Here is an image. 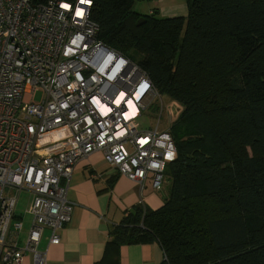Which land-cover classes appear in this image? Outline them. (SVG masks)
I'll return each mask as SVG.
<instances>
[{
  "label": "trees",
  "instance_id": "obj_1",
  "mask_svg": "<svg viewBox=\"0 0 264 264\" xmlns=\"http://www.w3.org/2000/svg\"><path fill=\"white\" fill-rule=\"evenodd\" d=\"M91 1L98 40L182 106L163 206L113 227L103 264L150 243L167 264H264V0H185L186 17L165 20Z\"/></svg>",
  "mask_w": 264,
  "mask_h": 264
},
{
  "label": "built area",
  "instance_id": "obj_2",
  "mask_svg": "<svg viewBox=\"0 0 264 264\" xmlns=\"http://www.w3.org/2000/svg\"><path fill=\"white\" fill-rule=\"evenodd\" d=\"M91 9V0H0V264H50L71 222L79 162L100 154L142 192L160 190L175 160L169 129L140 123L160 95L98 40ZM22 194L31 197L26 217L14 221Z\"/></svg>",
  "mask_w": 264,
  "mask_h": 264
},
{
  "label": "crops",
  "instance_id": "obj_3",
  "mask_svg": "<svg viewBox=\"0 0 264 264\" xmlns=\"http://www.w3.org/2000/svg\"><path fill=\"white\" fill-rule=\"evenodd\" d=\"M149 2L152 0H136L135 12L155 17L158 12ZM156 2L159 7L162 0ZM167 195L162 187L154 191L149 184L141 192L137 184L108 168L100 154L91 155L74 168L67 192L74 205L71 222L60 231L59 245L49 250V263L103 264L113 227L140 203L149 211H157ZM47 238L46 231L39 249H43ZM163 258L157 243L127 245L119 248L117 264H163Z\"/></svg>",
  "mask_w": 264,
  "mask_h": 264
},
{
  "label": "rangeland",
  "instance_id": "obj_4",
  "mask_svg": "<svg viewBox=\"0 0 264 264\" xmlns=\"http://www.w3.org/2000/svg\"><path fill=\"white\" fill-rule=\"evenodd\" d=\"M157 0L149 2L151 6L157 10L158 14L155 15L158 20L172 19L176 17H186L187 7L185 0H162V3L157 7ZM162 108V109H161ZM182 113V106L168 99L167 97L160 96V99H155L148 109L142 113L140 123L142 128L146 130L153 129L157 122L160 131H166L170 125L175 122ZM201 154L193 151V155ZM207 159V158H206ZM169 183L164 181L162 190L165 194L168 192ZM31 197L26 194L19 196L16 211L14 214V221L24 219L25 212L29 206ZM13 229V225L11 227Z\"/></svg>",
  "mask_w": 264,
  "mask_h": 264
},
{
  "label": "snow or ice",
  "instance_id": "obj_5",
  "mask_svg": "<svg viewBox=\"0 0 264 264\" xmlns=\"http://www.w3.org/2000/svg\"><path fill=\"white\" fill-rule=\"evenodd\" d=\"M84 2H85V0H81V3H84ZM89 2H90V0H89ZM76 15H77V16L82 15V11L79 10V9H77V11H76Z\"/></svg>",
  "mask_w": 264,
  "mask_h": 264
}]
</instances>
